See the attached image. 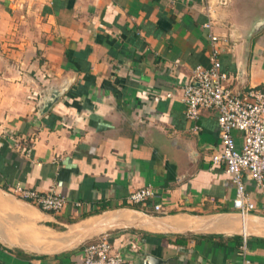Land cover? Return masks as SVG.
Wrapping results in <instances>:
<instances>
[{
    "label": "crops",
    "instance_id": "1",
    "mask_svg": "<svg viewBox=\"0 0 264 264\" xmlns=\"http://www.w3.org/2000/svg\"><path fill=\"white\" fill-rule=\"evenodd\" d=\"M222 1L0 0V264H82L102 234L125 264H239L245 235L264 264V193L245 177L256 208L234 207L216 112L194 122L182 100L211 18L233 86L264 84V0ZM18 183L69 203L44 210Z\"/></svg>",
    "mask_w": 264,
    "mask_h": 264
},
{
    "label": "built area",
    "instance_id": "2",
    "mask_svg": "<svg viewBox=\"0 0 264 264\" xmlns=\"http://www.w3.org/2000/svg\"><path fill=\"white\" fill-rule=\"evenodd\" d=\"M227 4V0L222 1ZM211 18L205 23L212 40L210 52L211 64L198 65L186 78L182 91V100L185 104L187 117L197 122L203 112L212 109L216 112L220 127L221 142L211 153L214 165H225L227 172L236 185L234 207L243 215H248L256 208V204L247 190L245 177L252 179L264 193V84L235 88L233 77L222 69L221 53L224 39L214 29ZM162 96L163 93H156ZM172 97L171 92L165 94ZM200 126L195 124L194 129ZM242 133L241 145L235 135ZM30 144V143H29ZM27 152H32L28 148ZM12 193L22 199L32 202L44 210L61 211L69 203L68 198L55 191L40 192L36 189L24 187L18 183ZM157 195L151 185L133 190L128 203H145ZM77 202L76 206H81ZM162 204H155V209L161 210ZM245 241L240 246L239 264H252ZM132 248L137 246L132 244ZM126 257L111 242L109 234H102L98 238L86 243L82 264H125Z\"/></svg>",
    "mask_w": 264,
    "mask_h": 264
},
{
    "label": "bare ground",
    "instance_id": "3",
    "mask_svg": "<svg viewBox=\"0 0 264 264\" xmlns=\"http://www.w3.org/2000/svg\"><path fill=\"white\" fill-rule=\"evenodd\" d=\"M244 228H245V230H248V224L246 225V226H244ZM45 236H48L47 234L45 235ZM76 235H74V237H75ZM85 236V235H84ZM64 249V248H63Z\"/></svg>",
    "mask_w": 264,
    "mask_h": 264
},
{
    "label": "rangeland",
    "instance_id": "4",
    "mask_svg": "<svg viewBox=\"0 0 264 264\" xmlns=\"http://www.w3.org/2000/svg\"><path fill=\"white\" fill-rule=\"evenodd\" d=\"M85 241H86V240H85ZM85 241H83L82 243H80V245L83 244V243H85ZM80 245H79V246H80Z\"/></svg>",
    "mask_w": 264,
    "mask_h": 264
},
{
    "label": "water",
    "instance_id": "5",
    "mask_svg": "<svg viewBox=\"0 0 264 264\" xmlns=\"http://www.w3.org/2000/svg\"><path fill=\"white\" fill-rule=\"evenodd\" d=\"M49 106H47L46 108H48Z\"/></svg>",
    "mask_w": 264,
    "mask_h": 264
},
{
    "label": "trees",
    "instance_id": "6",
    "mask_svg": "<svg viewBox=\"0 0 264 264\" xmlns=\"http://www.w3.org/2000/svg\"><path fill=\"white\" fill-rule=\"evenodd\" d=\"M114 244V243H113Z\"/></svg>",
    "mask_w": 264,
    "mask_h": 264
}]
</instances>
